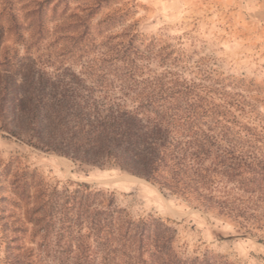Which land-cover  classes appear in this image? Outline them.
I'll list each match as a JSON object with an SVG mask.
<instances>
[{"label":"rangeland","instance_id":"1","mask_svg":"<svg viewBox=\"0 0 264 264\" xmlns=\"http://www.w3.org/2000/svg\"><path fill=\"white\" fill-rule=\"evenodd\" d=\"M118 43L149 57L147 72L178 73L223 107L237 156L255 161L258 174L224 180L214 196L225 210L208 211L117 167L81 166L0 131V264L72 260L68 250L86 236L68 210L78 184L134 220L173 227L188 263L264 264V0H0V59L79 73Z\"/></svg>","mask_w":264,"mask_h":264},{"label":"trees","instance_id":"2","mask_svg":"<svg viewBox=\"0 0 264 264\" xmlns=\"http://www.w3.org/2000/svg\"><path fill=\"white\" fill-rule=\"evenodd\" d=\"M146 59L131 43L109 47L79 73L4 56L0 131L81 166L117 167L205 210H225L226 201L214 196L220 184L258 174L255 161L236 154L235 121L178 73L147 72ZM77 186L68 210L86 236L68 250V264H195L178 255L176 230L167 223L134 220L112 197ZM20 256L16 262L24 263Z\"/></svg>","mask_w":264,"mask_h":264}]
</instances>
